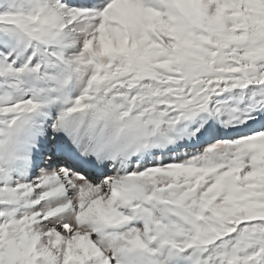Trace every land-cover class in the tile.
<instances>
[{
    "label": "snow or ice",
    "instance_id": "obj_1",
    "mask_svg": "<svg viewBox=\"0 0 264 264\" xmlns=\"http://www.w3.org/2000/svg\"><path fill=\"white\" fill-rule=\"evenodd\" d=\"M0 264H264V0H0Z\"/></svg>",
    "mask_w": 264,
    "mask_h": 264
}]
</instances>
